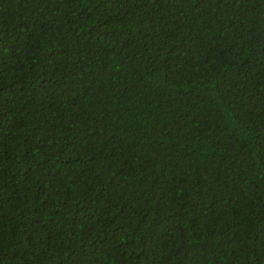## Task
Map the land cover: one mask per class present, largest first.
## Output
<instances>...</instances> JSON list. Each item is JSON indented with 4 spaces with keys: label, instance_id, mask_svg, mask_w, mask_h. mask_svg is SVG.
Segmentation results:
<instances>
[{
    "label": "trees",
    "instance_id": "trees-1",
    "mask_svg": "<svg viewBox=\"0 0 264 264\" xmlns=\"http://www.w3.org/2000/svg\"><path fill=\"white\" fill-rule=\"evenodd\" d=\"M0 264H264V0H0Z\"/></svg>",
    "mask_w": 264,
    "mask_h": 264
}]
</instances>
